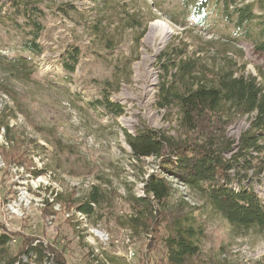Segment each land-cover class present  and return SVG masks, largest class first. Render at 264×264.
Returning <instances> with one entry per match:
<instances>
[{
	"label": "rangeland",
	"instance_id": "rangeland-1",
	"mask_svg": "<svg viewBox=\"0 0 264 264\" xmlns=\"http://www.w3.org/2000/svg\"><path fill=\"white\" fill-rule=\"evenodd\" d=\"M179 1L44 0L39 2L44 30L37 39L42 51L32 53L23 43L22 19L0 0V116L11 128L5 137L0 126V230L12 234L11 251L29 238L33 244L40 241L63 249L70 264H160L163 239L177 213L198 230L194 264H264V230L231 225L173 177L167 178L172 190L161 206L166 219L157 231L151 235L130 226L133 206L139 207L133 198L142 194L143 180L150 173H163L158 158L132 155L123 129L132 132L144 125L178 134L175 109L156 103L168 53L172 50V59L183 51V59L209 76L231 68L264 85V55L251 41L231 38L230 28L215 14L203 29L174 23L169 15L180 7ZM66 4L75 8L74 19L60 11L58 6ZM99 20L104 34L93 36L92 26ZM131 20L136 24L128 25ZM157 20L172 31L163 44L160 32L147 38ZM108 36L110 47L105 48ZM70 43L79 46L81 55L74 72L67 74L59 61ZM107 90L110 100L122 106L121 114L101 104V93ZM250 119L235 117L225 128L233 141L226 158L239 150L238 138ZM11 155L17 159H9ZM231 175L235 183L248 184L264 198V168L259 173L232 169ZM93 187L102 201L91 215L67 210ZM55 192L59 200H53ZM106 237L105 244L99 242ZM22 261L38 264L24 256Z\"/></svg>",
	"mask_w": 264,
	"mask_h": 264
},
{
	"label": "trees",
	"instance_id": "trees-1",
	"mask_svg": "<svg viewBox=\"0 0 264 264\" xmlns=\"http://www.w3.org/2000/svg\"><path fill=\"white\" fill-rule=\"evenodd\" d=\"M44 0H6L15 18L20 17L26 27L23 43L32 53H41L42 46L37 39L42 35L44 10L39 2ZM96 1V0H95ZM169 19L180 26L207 28L210 15L230 28V37H242L252 42L254 50L264 55V0L239 2L238 0H180ZM66 5L68 7H66ZM58 6L62 14L74 19L71 4ZM0 6V10H1ZM16 21V20H15ZM78 21L76 20L77 24ZM101 20L93 24V36L103 35L99 30ZM131 20L128 25H134ZM110 36L103 42L110 47ZM172 51V50H171ZM171 51L163 62V76L158 85L156 103L162 109H175L177 114L176 136L162 130L141 125L134 131L123 129L125 141L136 159L154 156L159 159L161 173H150L143 180L142 194L134 196V216L131 227L135 231H149L153 235L160 222L166 219L161 209L172 188L168 177H173L197 192L212 209H215L228 222L239 228L257 227L264 230V198L257 195L248 184L234 182L232 169L239 173L254 170L259 173L264 168V85L255 76L235 74L231 68L216 70L212 76L198 70L193 62L183 59V51L174 54ZM81 50L74 43L68 44L60 57L63 71L72 74L79 63ZM105 89V88H103ZM109 92L101 93V104L113 111L122 113V106L109 98ZM249 116L250 125L238 138L239 150L232 154V160L225 153L232 149L233 141L226 137L225 128L238 116ZM4 135L11 128L1 120ZM254 150L257 154H250ZM263 153L259 160L257 157ZM16 160L13 155L9 157ZM243 161V162H241ZM236 186V187H234ZM93 187L87 195L76 201L74 209L85 215H91L94 206L102 201V194ZM55 192L53 200H59ZM45 206L52 211L51 202L44 199ZM75 213V212H74ZM68 218H71L72 216ZM67 218V219H68ZM79 222V221H78ZM169 233L164 236V261L160 264H194L199 252L197 228L186 220L184 215L173 217ZM12 234L0 230V264H24L22 257L42 264L51 260L53 264H70L63 249L54 245L33 244L25 241L15 252L10 250ZM23 255V256H22Z\"/></svg>",
	"mask_w": 264,
	"mask_h": 264
},
{
	"label": "bare ground",
	"instance_id": "bare-ground-1",
	"mask_svg": "<svg viewBox=\"0 0 264 264\" xmlns=\"http://www.w3.org/2000/svg\"><path fill=\"white\" fill-rule=\"evenodd\" d=\"M157 32H160V44H163L167 41L172 31L169 30V27L166 25V23L161 20H157L151 24L147 38L149 39L153 37Z\"/></svg>",
	"mask_w": 264,
	"mask_h": 264
},
{
	"label": "built area",
	"instance_id": "built-area-1",
	"mask_svg": "<svg viewBox=\"0 0 264 264\" xmlns=\"http://www.w3.org/2000/svg\"><path fill=\"white\" fill-rule=\"evenodd\" d=\"M15 206H16L15 203H13V213H14V207H15ZM13 213H12V214H13ZM107 240H108V237L103 238V239H100L99 242L105 244V242H107ZM130 253H133V252L130 251ZM48 262H50V264H53V263L51 262V260H49V259H48Z\"/></svg>",
	"mask_w": 264,
	"mask_h": 264
}]
</instances>
